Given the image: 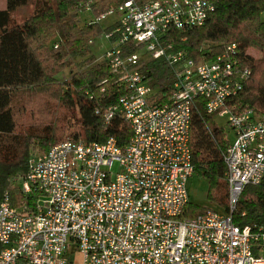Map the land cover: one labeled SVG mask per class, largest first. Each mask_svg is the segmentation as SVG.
Returning <instances> with one entry per match:
<instances>
[{
    "label": "built area",
    "instance_id": "built-area-1",
    "mask_svg": "<svg viewBox=\"0 0 264 264\" xmlns=\"http://www.w3.org/2000/svg\"><path fill=\"white\" fill-rule=\"evenodd\" d=\"M214 11L209 0H124L94 19L116 17L101 60L124 94L104 119L122 118L132 136L125 147L115 138L67 140L31 157L29 175L19 179L27 200L21 208L8 198L0 203V264H264V229L234 219L246 187L264 185V115L238 104L252 71L236 44L196 60L173 41ZM150 61H164L172 72L165 103L155 79L142 72ZM199 101L207 114L227 120L235 141L227 133V211L189 218Z\"/></svg>",
    "mask_w": 264,
    "mask_h": 264
},
{
    "label": "trees",
    "instance_id": "trees-1",
    "mask_svg": "<svg viewBox=\"0 0 264 264\" xmlns=\"http://www.w3.org/2000/svg\"><path fill=\"white\" fill-rule=\"evenodd\" d=\"M33 0L0 1V203L6 198L14 208H21L27 197L21 181L30 173L34 150L48 153L69 140L85 143H106L115 138L120 147L129 142L132 131L122 118L106 124V110L116 105L124 94L115 76L105 63H97L93 40L111 30L93 22L111 7L124 0H35V14L17 22L16 11ZM144 5L152 0H135ZM215 11L207 22L194 30L174 35L178 51L189 58L210 60L224 46L236 44L239 59L251 69L252 75L239 93L242 109H255L264 115V0H209ZM5 8H1V3ZM112 5V6H108ZM107 6L106 8H104ZM88 8H90L88 10ZM104 8V10H103ZM91 12L94 18L81 26L80 14ZM59 44L57 48L56 45ZM132 48V53L135 52ZM258 53L255 57L251 52ZM69 69L70 79L60 80ZM142 72L153 77L162 99L169 100L172 72L164 61H150ZM105 82V83H104ZM105 93H101V89ZM57 104L47 115L53 125L29 127L19 125L21 112L15 109L19 100ZM40 104V105H41ZM191 123L190 147L195 175L210 184L209 197L224 210L228 209L229 185L224 155L229 148L227 132L197 103ZM47 109V108H46ZM101 114H97V112ZM78 116V117H77ZM55 120L62 122V126ZM35 201L31 199L33 205ZM191 202L185 217L205 215ZM238 226L264 229V185H249L244 190L234 214ZM3 246L0 244V254Z\"/></svg>",
    "mask_w": 264,
    "mask_h": 264
},
{
    "label": "rangeland",
    "instance_id": "rangeland-1",
    "mask_svg": "<svg viewBox=\"0 0 264 264\" xmlns=\"http://www.w3.org/2000/svg\"><path fill=\"white\" fill-rule=\"evenodd\" d=\"M112 6V5H108ZM38 7L37 1L33 0L28 3V5L19 8L15 15H14V20L17 22H23L24 20H27L28 18L32 17L35 14L36 8ZM105 6L104 8H106ZM1 8H5V3H1ZM103 8V10H104ZM80 22L81 26H84L86 23L88 24L91 22V20L94 18L93 14L91 12H86V13H81L80 15ZM264 18V16H263ZM116 17H109L107 20L101 22V27L103 29H106L109 25H111L115 21ZM111 43L107 41L105 38V33H102L98 37H96L93 40V45L92 48L94 52L96 53V58H97V63H101V56L103 57L105 53L110 49ZM255 57H260L258 53H255L254 51L251 52ZM60 80L64 81L65 79H70V71L69 69L64 70L60 76ZM42 102L39 99H35V101H26V100H19L16 104V111L18 113L21 112V117L19 120V125L24 126V127H29L33 124L36 125H47L52 122L51 118L47 115L48 112L54 111L55 105H57L54 101L53 103H47V106L45 108V104H41ZM41 104V105H40ZM49 109H52L49 111ZM56 111V109H55ZM78 117V116H77ZM56 124L59 126H62V122L59 123V120H55ZM217 124L225 129V131L228 133L231 142L233 143L235 141V135L233 131L229 128L228 122L226 119H221V118H216ZM49 125H53V122ZM70 138L67 137L64 140H69ZM38 155H43L39 150H34L33 155L38 156ZM119 172V165L116 164L113 168V173L116 176V174ZM20 178H16L15 182ZM189 193H190V202L203 209L218 212V213H224V210L222 207L216 202L213 201L209 197V191H210V184L209 182L200 176L194 175L193 178L190 179L189 184ZM81 260V258H79Z\"/></svg>",
    "mask_w": 264,
    "mask_h": 264
}]
</instances>
